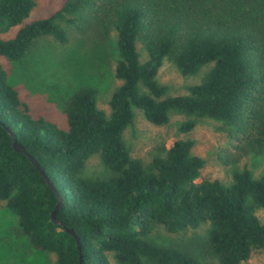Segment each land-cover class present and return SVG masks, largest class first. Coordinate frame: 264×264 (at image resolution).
<instances>
[{"label":"trees","instance_id":"trees-1","mask_svg":"<svg viewBox=\"0 0 264 264\" xmlns=\"http://www.w3.org/2000/svg\"><path fill=\"white\" fill-rule=\"evenodd\" d=\"M35 5L0 0V56L20 60L38 37L66 43L71 29L94 23L104 37L115 32L120 84L109 114L97 106L95 87L76 88L61 126L33 116L0 64V200L30 245L53 253V264H111L108 252L118 264H239L264 248V220L255 213L264 207V173L235 168L227 183L197 181L205 161L192 153V139L145 162L123 137L136 107L157 125L183 115V132L196 118L221 121L243 154H264V0H64L26 21ZM164 58L184 76L208 68L186 93L171 95L157 80ZM92 156L105 174L83 172ZM156 224L171 233L205 226L191 249L154 241Z\"/></svg>","mask_w":264,"mask_h":264},{"label":"rangeland","instance_id":"rangeland-1","mask_svg":"<svg viewBox=\"0 0 264 264\" xmlns=\"http://www.w3.org/2000/svg\"><path fill=\"white\" fill-rule=\"evenodd\" d=\"M63 1L36 0L26 21L49 15ZM18 27L11 28L6 36L13 35ZM138 47L142 58H145L141 45L138 44ZM116 58L115 32L111 31L108 37H104L96 25L90 23L81 31L71 29L66 43H60L50 35L38 37L22 59L13 61L0 56V64L7 73L9 83L29 105L33 116L41 115L63 126V103L82 85L95 87L97 106L106 114L110 113L109 98L120 84L114 75ZM207 68L203 67L196 75L184 76L170 59L164 58L157 72V80L168 87V94H183L186 93L187 85L198 82ZM133 111V122L123 132L133 157L148 162L173 141L190 138L194 141L192 153L205 161L197 181L215 178L227 183L235 168H248L254 177L264 173V154H243L229 136L230 128L221 121L209 117L196 118L194 127L183 132L179 129L180 123L185 120L181 114L171 113L165 124L157 125L149 122L140 109L134 107ZM83 172L87 175H103L105 169L99 158L92 156L86 161ZM255 213L264 220V207L257 208ZM204 226L171 233L156 224L151 238L159 243L195 249L191 237L201 233ZM108 258L111 264H118L111 252H108ZM54 260L53 253L35 249L20 234L16 216L0 200V264H53ZM239 264H264V248L255 251L249 259Z\"/></svg>","mask_w":264,"mask_h":264},{"label":"water","instance_id":"water-1","mask_svg":"<svg viewBox=\"0 0 264 264\" xmlns=\"http://www.w3.org/2000/svg\"><path fill=\"white\" fill-rule=\"evenodd\" d=\"M14 145H15L16 148H18V149H22V146L19 145L17 142H15ZM32 161L35 163V165H36L37 167H39V165L37 164V162H36L34 159H32ZM40 171L42 172L41 169H40ZM58 205H60V202H59ZM55 210H56V209H54V210L51 212V219H52L54 222H56V223H60V222L55 218ZM68 230H69L71 233L74 234L75 239H76V241H77V247H79V241H78L77 236L75 235V233L73 232L72 229H68ZM80 260H81V255H80Z\"/></svg>","mask_w":264,"mask_h":264}]
</instances>
